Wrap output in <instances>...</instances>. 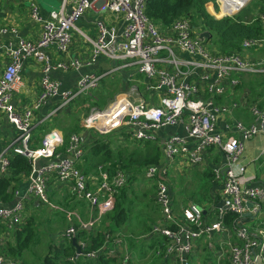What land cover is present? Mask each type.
Returning a JSON list of instances; mask_svg holds the SVG:
<instances>
[{"label":"built area","instance_id":"1","mask_svg":"<svg viewBox=\"0 0 264 264\" xmlns=\"http://www.w3.org/2000/svg\"><path fill=\"white\" fill-rule=\"evenodd\" d=\"M147 1L61 0L59 10L47 20L42 19L39 7L32 3V18L43 26L41 37L36 42L19 40L11 52V63L0 76V113L6 116L16 131L12 141L0 154V179L10 175L11 161L16 156L25 157L32 165L27 193L22 194L20 190H16L11 205L0 202V226L7 231L0 234V264L21 263L19 259L7 255V238L10 232L16 233L26 224L30 197L37 208L49 206V193L54 190L53 186L58 190H67L88 209L87 221L79 220L78 225L69 226L56 238V241L62 240L76 248L73 256H60L61 264H78L80 261L98 263L101 254L112 258L120 257V264L133 263V255L120 249V234H111L109 225L100 227L102 218L113 210L114 200L128 185L130 176L119 167H116L114 173L109 172L106 167H99L94 174H86L83 170V158L88 140L82 133H72L66 143L62 132L49 129L44 134L40 147L31 148L40 123H46L81 98L91 95L100 87L103 78L96 74H86L80 78L75 90H67L63 89L60 81L51 77V73L57 70H80L101 57L115 63L112 72L136 68L146 78L148 88L162 91L163 95L156 104L153 99L147 101L139 88L133 86L129 94L118 96L107 108L93 107L86 116L85 123L82 121L81 127L94 130L100 135H109L129 126L133 129L132 138L139 143H146L156 142L161 130L175 128L187 120V138L196 143L195 149L189 151L187 138L173 136L165 144L166 163H170L176 155L183 154L189 155L193 166H199L203 160L202 153L214 147L219 148L225 157V164L215 171V177L224 179L222 200L227 210L216 208V220L213 222L206 220L203 209L196 204L185 208L180 218L174 209V199L167 180V166L159 164L145 169V179L156 187V202L162 214L161 220L152 226L150 236L166 237L168 255L177 253L182 264H189L195 242L230 233L224 219L227 213H232L237 216L240 226L236 230L237 242L228 239L222 251L227 249L231 264H264V227L250 232L242 221L249 212L251 217L264 215V189L248 186L249 180L243 164L245 145L235 136H226L218 125L220 115L230 118L235 110L248 108L254 119L253 123L247 126L236 121V131L246 139L264 135V109L236 100L225 105L215 102L216 98L225 95L228 87H238L242 75L264 74V56L259 59L249 56L252 50L262 47L264 41L245 40L241 52L222 53L210 46L204 32H199L188 17L177 19L171 27L161 29L148 17ZM250 1L253 0L243 5ZM218 2L221 4L222 14L223 3L221 0ZM243 5L221 17L216 15L219 11L216 12L214 8L213 16L217 19L234 18L233 14ZM89 11L118 16L123 27L109 26L98 21L97 38L93 40L78 28L79 21ZM258 11L259 14L254 19L245 20V23L259 21L264 28V10L261 11V7H258ZM75 31L91 43L90 60L52 62L48 57V49L56 47L67 52ZM176 49L193 59H180ZM29 58L42 64L43 76L35 103L19 111L13 106V94L21 83L23 64ZM192 77H198L207 85L211 97L209 100L195 98L197 87L189 81ZM53 99L59 100L53 112L36 123L37 112ZM40 160H46L47 163L39 165ZM104 198H109L110 201L102 205ZM250 203L253 204L252 208L248 207ZM99 231L106 234L103 246L96 251L87 252L89 242L79 239V234Z\"/></svg>","mask_w":264,"mask_h":264},{"label":"crops","instance_id":"2","mask_svg":"<svg viewBox=\"0 0 264 264\" xmlns=\"http://www.w3.org/2000/svg\"><path fill=\"white\" fill-rule=\"evenodd\" d=\"M32 3L37 4L42 19L47 20L59 10L58 8H60L61 0H0V76L3 75L7 66L11 63V52L15 49L19 40L23 39L36 42L41 37L43 26L42 23H39L32 18ZM57 5H59V7L56 9L55 7ZM98 21H103L109 26H116L118 28L123 27V22L118 16L89 11L79 21L78 28L89 38L95 40L97 38L96 23ZM83 38L85 37H83L80 33L76 31L73 32L72 41L68 51L62 52L56 47H51L47 52L49 59L52 62L64 63H70L75 60H90L92 45L86 38V41ZM262 51H264V43L262 47H258L251 52L257 54ZM176 53L180 59H193L188 54L183 53L178 49H176ZM261 57L259 56V58ZM252 58L259 59L255 56H252ZM195 60H197V58H195ZM115 66L114 62L106 59L105 57H101L97 62L88 66H83L80 70L72 69L69 71H54L51 73V77L60 81L63 89L75 90L77 88L78 81L82 76L86 74H96L103 76V78L100 87L93 91L91 95L87 96L91 100L93 98L97 99L95 97L97 92H99L101 96L107 95V91H109L108 87L118 84L116 81H119V83H121V91H123L121 93H124L123 95L129 94L131 88L133 86H137L142 96L147 99V101L153 99L154 103H159L163 92L149 89V83L146 78L139 74L136 68L129 67L118 72H112ZM42 68V64L34 59L29 58L24 62L21 72V83L13 94V106L17 110L21 111L31 107L37 100L43 76ZM189 81L197 87L195 98L202 99L204 101L211 98L210 93L207 90V85L202 83L198 77H192ZM220 100H222L221 103H219ZM234 100L238 102H246L250 105H257L260 109H264L263 83L259 84L249 82L248 77L245 79V82H242L241 79V83L238 87L233 89L228 87L225 95L223 97L216 98L215 102L218 105H225ZM58 102L59 100L53 99L43 105L36 114V123L50 115L57 106ZM253 120L254 119L248 108H240L235 110L230 118L220 115L218 117V125L219 130L226 136H235L245 145L243 164L246 167V176L249 180L248 186L264 189V135L259 134L252 139H246L240 132L236 131L234 127L236 121H241L249 126L253 123ZM54 124V121L50 118L46 123H40L38 125L34 138L31 142L32 149L40 147L41 140L49 129H56ZM186 125L187 120L175 128H166L161 130L159 132V139L154 143L161 146L163 150V159L161 164L167 166V180L172 191L176 214L181 218L185 208H187L190 204H196L203 209L206 220L208 222H213L216 220L217 205L222 200L224 179H217L215 177V171L223 167L225 164L223 152L219 148L215 147L208 149L202 153L203 160L199 166H193L189 161V155L183 154L176 155L170 163H166L167 159L164 155L166 142H168L173 136L187 138ZM125 129L127 131L124 132V134L129 136V143L137 142L132 138L133 129L129 126H126ZM86 131H84L85 133L82 132V135L86 140L91 141L89 136L90 131ZM15 134L16 131L14 127L8 122L6 116L0 113V154L2 153L4 147L12 141ZM187 142L189 151L192 152L195 149L196 143L189 139V137L187 138ZM129 143L127 144L128 146ZM45 163H47L46 160H40L38 162L39 165H43ZM209 171L212 173L211 178L207 176ZM94 173L95 172L91 174ZM30 177L31 176L24 177L18 184L17 190H20L22 194H26L28 191L31 183ZM143 178L146 180L144 175ZM53 188L54 190H51L52 192L49 193V207L44 206L37 208L33 205L31 197L29 198L28 210L25 217L26 220H28L29 217H37L47 211L48 217L46 218L54 219L57 216L61 219V221H63L62 224L67 227L74 224L78 225L79 220H88V209L86 205L77 202L67 190H58L55 186H53ZM154 188L156 190V187ZM56 194H58L60 198H57ZM67 197H69V199H66L64 207L62 206V203H64V200ZM117 197L119 198L120 194ZM151 198L154 201V206L159 213V217L155 222H151L148 216L142 214L141 217H138V220L135 218L131 221L130 214L129 222L118 232V234H120L118 244L122 243L120 249H123V252H130L133 255L132 264H140V262L145 259H150L147 263L153 261L155 264H182L180 256L177 253L168 255L166 248L168 239L166 237H151V231H145L147 223H149L151 227L152 225L158 223L162 218L160 207L156 202V191ZM69 200L72 204L74 202V205L70 204ZM109 201V198H104L102 200V205H104V203H109ZM115 201L116 200H114V204ZM69 205H71V207ZM59 214H61V216ZM144 215L145 219H143ZM262 223L264 224V215H259L257 217H251L249 222L245 224V227L250 229V232H255L260 229L258 226ZM108 225V223H105V226ZM105 226L103 225V222L100 223L101 228ZM130 229L138 230L139 232H137L136 236L130 235L127 233ZM6 232L5 228L0 226V234ZM10 236L15 237V232H10L9 237ZM228 239H231L232 242H237L236 231L230 230V233L224 235H214V237L210 240L203 238L195 242L193 250L189 256V264H204L205 262L211 264L212 262L209 260L206 248L212 254L211 257L215 264H231L227 249L224 248L225 251H222V248L225 246V242H228ZM51 240L53 243L57 242L55 237H52ZM9 245H16V240L14 238L7 239L6 249ZM146 250H148L147 253L145 252ZM159 251L161 254H158ZM117 258L121 261L120 257Z\"/></svg>","mask_w":264,"mask_h":264},{"label":"trees","instance_id":"3","mask_svg":"<svg viewBox=\"0 0 264 264\" xmlns=\"http://www.w3.org/2000/svg\"><path fill=\"white\" fill-rule=\"evenodd\" d=\"M212 4H214L216 12H218L217 0H148L146 13L163 30L171 27L177 19L188 17L199 32H208L210 34V38L207 39L210 46L225 54L241 52L245 40L256 39L264 41V28L260 25L259 21L245 23V20L251 21L254 19L250 14L245 15V20L241 14L234 18L217 19L208 10V6L210 7ZM257 7H261V11H263L264 0H258ZM247 77L249 78V82L263 83L264 85V74L242 75V82H245ZM93 101L100 108H103L101 105L105 106L107 104H99L96 99ZM221 102L222 100L219 101V103ZM76 129L78 130L79 128ZM61 130L63 131V129ZM79 132L83 131L80 130ZM89 136L92 141L88 140L83 158V170L86 174L96 172L99 167H106L109 172L114 173L116 167H119L131 176L128 185L121 191L120 197L116 196L113 210L105 217V223L109 224V232L116 234L130 219L131 207L133 205L129 199V192H131L130 183L134 179L143 177L146 168L161 164L163 150L161 146L154 142H131L129 143V147L118 146L114 148L110 143V137L91 132ZM65 141L68 143L69 138H66ZM31 172L32 165L28 159L22 156L14 157L11 161L10 175L0 179V202L4 203V205L11 204L14 201V193L18 188L19 182L24 177L29 176ZM207 176L211 178L212 173L209 171ZM249 219V217L242 219L244 225L249 222ZM224 224L232 231L240 228L237 216L232 213L226 214ZM152 226L150 227V224L147 223L145 231L150 232ZM263 227V223L258 226V228ZM15 234L17 239L16 245H9L7 249L5 248V251L8 256L17 260L19 259L21 261L20 264H26L22 261V258L24 257L25 250L29 249V247L31 248L32 241L35 238L34 227L29 226V224L25 225ZM105 237L106 234L103 231L92 234L81 232L79 234V239L83 241L88 240L89 242L86 248L87 252L100 249L105 242ZM75 252L76 248L73 244L63 242L62 240L56 243L51 242L44 257L41 259V264H61V261H59L60 256L65 258L70 257ZM206 252L208 253L209 260L212 262L211 264H215L211 257L212 254L207 248ZM33 264H37V262ZM78 264H120V261L117 257L112 258L101 254L98 263L80 261ZM204 264L208 263L205 262Z\"/></svg>","mask_w":264,"mask_h":264},{"label":"rangeland","instance_id":"4","mask_svg":"<svg viewBox=\"0 0 264 264\" xmlns=\"http://www.w3.org/2000/svg\"><path fill=\"white\" fill-rule=\"evenodd\" d=\"M217 4L219 7V15H217V14L216 15L220 16L221 15V4L218 2V0H217ZM257 4H258V0H253L244 9V11L241 13V15L244 16V20L246 19L245 15L250 14L252 17H254V16H257L259 14ZM58 7H59V5H57L55 8L57 9ZM214 8H215L214 4H212V6H210V7L208 6V10L212 16L215 14ZM83 39L86 41L85 38H83ZM251 53L252 52H250V54H249V56L251 58H252V56L259 58V56L261 57L264 55V51H262L261 53L259 52L257 54H255V53L251 54ZM116 82H118V84H115V85H112L109 87L107 86L108 90H109V91H107L108 92L107 95L101 96L99 92L96 93L95 97L97 98L96 100L98 101L99 104H105V103L108 104L105 106L101 105V107H103L101 109L107 108L113 100H115L118 96L124 94V93H121V92H123V91H121V83H119V81H116ZM93 100H94V98L91 100L88 97H83L79 101H77L75 104H73L72 106L68 107L67 109H65L61 112H59L55 116V118H52V120L55 123L54 126H56V129L58 131L62 132L65 139L69 138V136L72 133H75V132L76 133H82L79 131L81 130L84 132L87 130V129H83L81 127L82 121H84V123H85V118L89 114L90 110L93 107L100 108L99 106H96V104L94 103ZM125 127L126 126H124L123 128H120L119 130L115 131L112 134L102 135V136L110 137V139H111L110 143H111L112 147H114V148H116L118 146L129 147L127 145L129 143V141H128L129 136L124 134V132L127 131L125 129ZM76 128H79L80 130L79 129L77 130ZM61 129H63V131ZM88 131H90L91 133H97L94 130H88ZM134 180L135 181L130 183L131 192H129L130 202L133 203V205L131 207V219L130 220L132 221L135 218L138 220V217H141L142 214H145L146 216H148L150 218L151 222L152 221L155 222L157 220V218L159 217V213L157 212V209H155L154 201L151 198L156 191L154 188L155 187L154 183L149 184L150 182L148 183L147 180H144L143 177H139V178L134 179ZM56 195L58 198L59 197L58 194H56ZM69 197H71V196H69ZM69 197L65 198L64 203H62V206L65 207L66 199H69ZM69 203L72 204V202L70 200H69ZM72 205H74V202ZM69 206L71 207V205H69ZM47 207H49V206H47ZM47 214H48V211L44 212L43 214H41L37 217H33V218L29 217L28 220H26L25 225L29 224V226H33L34 230H35V238L32 241L31 248L29 247V249L25 250L24 257L22 258V261L25 262L26 264L27 263L33 264L35 262H37V264H41V259L44 257V255L48 249V246H49L50 242L52 241L51 240L52 237L57 238L60 232H62V231L64 232L69 228L66 225L62 224L63 221H61V219L59 217L56 216L54 219H50V218H46V217H48ZM59 215L61 216V214H59ZM145 215H144L143 219H145ZM105 217H106V215L102 218L103 225L105 224V221H104ZM30 221H31V224H30ZM141 226H142V224H141ZM137 232H139V231L130 229V231L127 233L130 235L136 236ZM9 238H14L17 242L16 236L15 237L10 236ZM9 238H7V239H9ZM145 252L147 253L148 250H146ZM149 261H150V259H145V260L141 261L140 264H155V262H153V261H151L150 263H147Z\"/></svg>","mask_w":264,"mask_h":264},{"label":"bare ground","instance_id":"5","mask_svg":"<svg viewBox=\"0 0 264 264\" xmlns=\"http://www.w3.org/2000/svg\"><path fill=\"white\" fill-rule=\"evenodd\" d=\"M223 3L222 6V14L219 16L221 17L224 14L232 13L233 11L237 10L240 6L246 3L249 0H221ZM219 15V13L217 14Z\"/></svg>","mask_w":264,"mask_h":264},{"label":"water","instance_id":"6","mask_svg":"<svg viewBox=\"0 0 264 264\" xmlns=\"http://www.w3.org/2000/svg\"><path fill=\"white\" fill-rule=\"evenodd\" d=\"M251 2V1H250ZM250 2L249 3H247V4H245V5H243V7H241L236 13H234L233 14V17H236L237 15H240L243 11H244V9L250 4ZM203 35L208 39V38H210V34L208 33V32H204L203 33ZM248 207L249 208H252L253 207V204H248ZM217 208H219V209H223V210H227V207H225V204H224V201L223 200H221L219 203H218V205H217ZM251 213L249 212V213H247V214H245V217H251ZM261 261V259H259V262Z\"/></svg>","mask_w":264,"mask_h":264}]
</instances>
